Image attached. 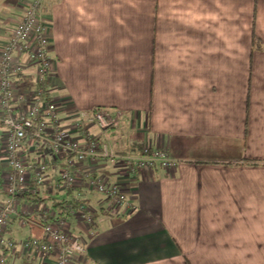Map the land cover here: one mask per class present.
I'll return each mask as SVG.
<instances>
[{
	"label": "crops",
	"instance_id": "0c3cea01",
	"mask_svg": "<svg viewBox=\"0 0 264 264\" xmlns=\"http://www.w3.org/2000/svg\"><path fill=\"white\" fill-rule=\"evenodd\" d=\"M27 1L0 0V50ZM47 2V91L59 126L75 139L97 136L93 125L75 129L76 112H122L107 132L115 154L161 150L175 165L130 175L122 161L84 163L126 195L116 204L85 180L62 190L64 163L46 155L51 192L37 194L42 202L16 197L3 240L42 238L48 198L75 203L79 193L92 223L65 214L59 227L84 248L72 264H264V0ZM253 35L262 50L251 51ZM0 133L5 164L1 122ZM7 174L0 169L2 180ZM15 224L27 230L19 238ZM6 253L8 264H55L53 254Z\"/></svg>",
	"mask_w": 264,
	"mask_h": 264
},
{
	"label": "built area",
	"instance_id": "2783aa9c",
	"mask_svg": "<svg viewBox=\"0 0 264 264\" xmlns=\"http://www.w3.org/2000/svg\"><path fill=\"white\" fill-rule=\"evenodd\" d=\"M47 13V0H28L22 18L0 50V122L6 128L3 155L8 168L5 180L7 199L0 203V264H6L5 257L1 255L4 249L10 254H53L55 264H72L77 256L84 253L78 238L59 228L64 224L66 215L76 214L83 221L92 223V217L79 193L75 194L77 201L66 206V215L56 216L51 208L40 214L44 222L42 238L34 237L20 242L3 240L6 225L17 215L16 197L51 192L46 155L64 163L58 179L62 190H73L78 180H85L88 188L116 204L126 203V195L116 185L90 177L83 170L84 163L97 159L122 161L130 175L151 170L155 164L165 170L175 165L161 150L150 152L145 149L139 156L115 154L107 132L120 127L124 117L122 112L100 108L76 112L75 129L83 124L93 125L99 129L97 136L88 133L81 139H75L59 126L57 103L48 96L47 91L54 65L50 56L52 39ZM29 68L33 72L26 76L24 71ZM28 78L33 85L29 90L17 84ZM25 144L37 149L45 146L47 150L38 157H29L27 147L24 150Z\"/></svg>",
	"mask_w": 264,
	"mask_h": 264
},
{
	"label": "trees",
	"instance_id": "16d2710c",
	"mask_svg": "<svg viewBox=\"0 0 264 264\" xmlns=\"http://www.w3.org/2000/svg\"><path fill=\"white\" fill-rule=\"evenodd\" d=\"M252 47L253 49H256V50H262L263 49V46L260 42V40L255 36L253 35V38H252ZM28 82L26 80H21V81H18L17 84L20 85L22 84L23 82ZM27 85V84H26ZM25 85V86H26ZM23 87V85H22ZM31 87H33L32 83H29L28 82V85H27V90H29ZM26 89V88H25ZM2 182V179L0 178V183ZM29 194H25L23 196H21V198H24L25 196H28ZM33 198L31 199H34L35 201L37 202H42L44 201L42 198H37V196H32ZM48 199H51V209L56 212V216H60V215H63L67 212V208L66 206L69 204H71V201L68 199H61V200H55L54 198H48ZM8 252V251H6ZM4 250L1 252V255L4 256L6 258V253ZM9 253V252H8Z\"/></svg>",
	"mask_w": 264,
	"mask_h": 264
},
{
	"label": "rangeland",
	"instance_id": "374dc122",
	"mask_svg": "<svg viewBox=\"0 0 264 264\" xmlns=\"http://www.w3.org/2000/svg\"><path fill=\"white\" fill-rule=\"evenodd\" d=\"M3 2H4V0H3ZM3 12H0V15L2 14ZM239 15H240V13H238ZM251 51H256V49H253V47L251 48ZM1 134V133H0ZM3 143L5 144V141H6V138H5V135H4V137H3ZM2 168V173L3 174H6L7 173V171H8V168H7V166L5 165V164H3V160H2V162H0V169ZM5 185H6V183H5V179H3L2 180V182L0 183V202H1V199L3 198V196H2V189L3 188H5ZM19 227L17 226V224H15L14 225V227H13V231H15V230H17ZM18 233H20V235L19 236H17V238H19V237H21L22 235H24L26 232H27V230L26 229H22V230H19L18 229ZM235 234H237V233H235ZM261 234H264V226H261ZM240 235V234H239ZM27 236V235H26ZM228 237V236H227ZM5 259H7V258H5ZM6 264H8V263H6ZM209 264H212V263H209Z\"/></svg>",
	"mask_w": 264,
	"mask_h": 264
}]
</instances>
